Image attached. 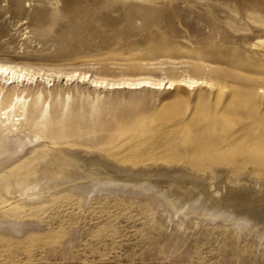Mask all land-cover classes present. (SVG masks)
Masks as SVG:
<instances>
[{
	"label": "rangeland",
	"instance_id": "1",
	"mask_svg": "<svg viewBox=\"0 0 264 264\" xmlns=\"http://www.w3.org/2000/svg\"><path fill=\"white\" fill-rule=\"evenodd\" d=\"M261 38L264 0H0V62L52 73L67 146L134 172L264 184ZM73 74L200 82L107 89ZM70 191L0 197V264H264V238L230 221L170 217L132 191Z\"/></svg>",
	"mask_w": 264,
	"mask_h": 264
},
{
	"label": "bare ground",
	"instance_id": "2",
	"mask_svg": "<svg viewBox=\"0 0 264 264\" xmlns=\"http://www.w3.org/2000/svg\"><path fill=\"white\" fill-rule=\"evenodd\" d=\"M254 46L264 48V38ZM74 76L78 82L107 89H172L177 84L194 87L200 82L193 77L107 81L86 74L65 75V82ZM54 85L52 73L0 62V197L4 203H38L50 193L64 189L85 198L119 189L156 197L170 217L193 214L203 220L220 218L253 237L264 238V184L230 180L224 174L199 179L183 171L134 172L82 155L77 147H68L73 133L63 130L60 123L65 120L64 113L56 109L55 97L48 100ZM192 137L189 135L186 140L191 141ZM30 143L37 148L23 155ZM258 155L264 156V149H259Z\"/></svg>",
	"mask_w": 264,
	"mask_h": 264
}]
</instances>
